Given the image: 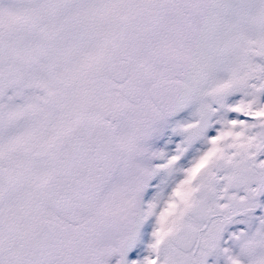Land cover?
<instances>
[{"label":"snow or ice","instance_id":"snow-or-ice-1","mask_svg":"<svg viewBox=\"0 0 264 264\" xmlns=\"http://www.w3.org/2000/svg\"><path fill=\"white\" fill-rule=\"evenodd\" d=\"M0 264H264V0H0Z\"/></svg>","mask_w":264,"mask_h":264}]
</instances>
